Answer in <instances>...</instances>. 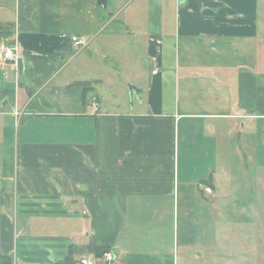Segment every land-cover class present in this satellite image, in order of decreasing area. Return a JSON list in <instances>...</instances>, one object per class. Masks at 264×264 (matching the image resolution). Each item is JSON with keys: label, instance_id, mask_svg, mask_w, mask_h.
Here are the masks:
<instances>
[{"label": "crops", "instance_id": "1", "mask_svg": "<svg viewBox=\"0 0 264 264\" xmlns=\"http://www.w3.org/2000/svg\"><path fill=\"white\" fill-rule=\"evenodd\" d=\"M0 43V262L211 264L207 206L264 166L260 1L0 0Z\"/></svg>", "mask_w": 264, "mask_h": 264}, {"label": "rangeland", "instance_id": "2", "mask_svg": "<svg viewBox=\"0 0 264 264\" xmlns=\"http://www.w3.org/2000/svg\"><path fill=\"white\" fill-rule=\"evenodd\" d=\"M259 1L264 17V0ZM119 47L122 49L120 53L127 54L130 51L126 41L119 43ZM120 82L124 84L126 93L121 91L116 97L127 102L129 87L135 85L128 82L127 78H120L116 71L114 88L94 86L97 93L107 96V102L112 100L110 110L114 109L113 93L121 87ZM262 151L264 154V147ZM232 170L230 180L221 185L219 201L207 206L213 214V219L209 218L206 226L209 231L208 245L212 248L209 261L211 264H264V166L256 168L249 164L245 168L241 163V167L235 166ZM199 230L196 228L197 233Z\"/></svg>", "mask_w": 264, "mask_h": 264}, {"label": "built area", "instance_id": "3", "mask_svg": "<svg viewBox=\"0 0 264 264\" xmlns=\"http://www.w3.org/2000/svg\"><path fill=\"white\" fill-rule=\"evenodd\" d=\"M71 40L74 45L77 47H84L88 44V41L79 35H72ZM0 54L2 61L4 63H11L15 62L18 57V51L15 46H9L5 43H0ZM96 100V97L94 98V102ZM206 191L209 193H212V189L209 187H206ZM115 260V255L113 250L109 249L105 251L102 255H83L79 259V264H113ZM0 264H4L0 262Z\"/></svg>", "mask_w": 264, "mask_h": 264}, {"label": "trees", "instance_id": "4", "mask_svg": "<svg viewBox=\"0 0 264 264\" xmlns=\"http://www.w3.org/2000/svg\"><path fill=\"white\" fill-rule=\"evenodd\" d=\"M210 180V178L208 179ZM201 182H206V183H209L211 185V181H207V180H202ZM109 250V248H105V247H99L96 249V254L98 256L102 255L105 251Z\"/></svg>", "mask_w": 264, "mask_h": 264}, {"label": "water", "instance_id": "5", "mask_svg": "<svg viewBox=\"0 0 264 264\" xmlns=\"http://www.w3.org/2000/svg\"><path fill=\"white\" fill-rule=\"evenodd\" d=\"M129 91H130V95H131V97H133L134 96V93L135 92H137L138 91V89L135 87V86H130L129 87Z\"/></svg>", "mask_w": 264, "mask_h": 264}]
</instances>
